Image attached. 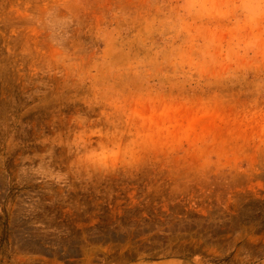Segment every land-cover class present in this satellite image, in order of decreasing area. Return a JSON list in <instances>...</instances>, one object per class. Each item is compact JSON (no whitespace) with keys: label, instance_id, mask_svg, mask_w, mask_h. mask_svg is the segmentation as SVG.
<instances>
[{"label":"rangeland","instance_id":"374dc122","mask_svg":"<svg viewBox=\"0 0 264 264\" xmlns=\"http://www.w3.org/2000/svg\"><path fill=\"white\" fill-rule=\"evenodd\" d=\"M0 264H264V0H0Z\"/></svg>","mask_w":264,"mask_h":264}]
</instances>
